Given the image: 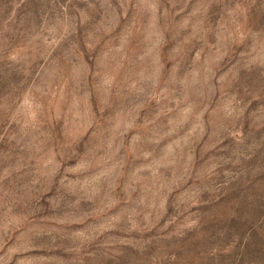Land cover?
<instances>
[{
  "label": "rangeland",
  "instance_id": "1",
  "mask_svg": "<svg viewBox=\"0 0 264 264\" xmlns=\"http://www.w3.org/2000/svg\"><path fill=\"white\" fill-rule=\"evenodd\" d=\"M0 264H264V0H0Z\"/></svg>",
  "mask_w": 264,
  "mask_h": 264
}]
</instances>
